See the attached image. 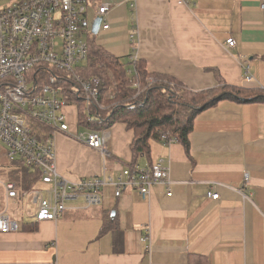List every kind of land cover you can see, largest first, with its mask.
Returning a JSON list of instances; mask_svg holds the SVG:
<instances>
[{
  "label": "crops",
  "instance_id": "crops-1",
  "mask_svg": "<svg viewBox=\"0 0 264 264\" xmlns=\"http://www.w3.org/2000/svg\"><path fill=\"white\" fill-rule=\"evenodd\" d=\"M260 1L136 0L134 20L123 3L111 10L102 44L130 59L134 23L137 57L150 71L168 73L192 90L218 85L208 68L218 69L229 84L264 88ZM70 107L77 111L65 109L70 127L80 131ZM104 132L106 159L66 134L53 136L57 167L66 179L97 176L105 162L116 174L127 168L133 131L116 123ZM190 145L187 155L177 141H152L153 163L163 159L170 166L171 183L155 185L146 198L136 189L117 197L115 187L107 186L100 205L87 206L78 197L56 220L31 219L1 234L0 264H264V103L224 100L203 111ZM147 165L140 158L139 167ZM209 189L220 199L209 198ZM113 218L118 229L101 235L104 220ZM28 224L37 228L23 229Z\"/></svg>",
  "mask_w": 264,
  "mask_h": 264
},
{
  "label": "built area",
  "instance_id": "built-area-1",
  "mask_svg": "<svg viewBox=\"0 0 264 264\" xmlns=\"http://www.w3.org/2000/svg\"><path fill=\"white\" fill-rule=\"evenodd\" d=\"M123 3H129L134 20L136 0H0V145L5 146L10 160H22L32 170L41 171L40 184L23 192L5 170L0 173V235L20 230L26 213L36 223L56 220L67 209V202L78 197H83L87 206L100 205L102 190L107 186L115 187L117 197L125 190L136 189L146 198L155 185H170L171 168L163 159L139 168L136 174L128 168L116 174L105 162L101 174L81 177L76 182L66 179L57 167L53 140L56 133L100 151L105 159L110 156L108 136L100 130L73 132L65 109L77 108L75 101L63 97V87L42 84L35 78L39 70L33 68L41 64L40 71L70 74L68 77L79 85L77 90L85 102L99 104L100 80L84 79L74 71L88 59L85 35L92 33L94 19L100 16V29H110L111 10ZM260 8L264 12V0ZM132 29L134 55L130 60H137L134 23ZM227 43L233 47L235 40L229 38ZM246 79L252 76L246 74ZM42 129H48L51 137L40 138ZM161 141L171 142L165 133ZM245 177L249 178L248 172ZM171 195L168 188L167 196ZM207 196L220 199V193L212 189Z\"/></svg>",
  "mask_w": 264,
  "mask_h": 264
},
{
  "label": "trees",
  "instance_id": "trees-1",
  "mask_svg": "<svg viewBox=\"0 0 264 264\" xmlns=\"http://www.w3.org/2000/svg\"><path fill=\"white\" fill-rule=\"evenodd\" d=\"M86 40L88 59L74 72L84 79L100 80L99 104L88 105L77 90L79 85L70 80V74L66 72L40 71L43 67L39 64L33 68L39 70L35 78L42 84L53 83L63 87V97L75 101L80 129L107 131L116 123H125L134 133L130 145L132 160L127 164L132 174L140 170L139 161L142 157L150 166L153 164L151 143L154 140L161 141L162 133L169 140L180 143L186 154L190 155V135L196 118L221 101L264 103V88L229 84L218 69L208 68L215 72L217 86L192 90L168 73L150 71L144 59L123 60L99 44L92 33L87 34ZM62 77L67 79L63 81ZM150 78L152 82L147 81ZM43 131L42 134L38 133L40 138L51 137L48 129ZM4 170L9 179L17 183L21 192L40 184L41 171L32 170L22 160L9 159ZM115 227L118 229L116 219H106L100 234L114 231ZM36 228L33 224L23 227L26 230Z\"/></svg>",
  "mask_w": 264,
  "mask_h": 264
},
{
  "label": "rangeland",
  "instance_id": "rangeland-1",
  "mask_svg": "<svg viewBox=\"0 0 264 264\" xmlns=\"http://www.w3.org/2000/svg\"><path fill=\"white\" fill-rule=\"evenodd\" d=\"M102 29H100L99 33L96 35V40L98 43H100L102 46H103V41L105 40V37L102 36ZM87 36V34L85 35ZM103 39V40H101ZM104 47V46H103ZM119 57H121L123 60L126 59V57L124 56H120V54H117ZM68 111L71 113L73 112V115L70 116V120H73V118H76L77 117V111L76 109H73L72 107L68 108ZM73 116V118H72ZM69 121V120H68ZM79 127V126H78ZM80 129V127H79ZM82 130V129H80ZM9 160L8 156H7V153H6V149H5V146L4 145H0V173L5 169V166H6V163L7 161ZM2 201V200H1ZM16 212H19V209L16 211ZM33 217L29 214H25L24 217H23V220L24 221H30Z\"/></svg>",
  "mask_w": 264,
  "mask_h": 264
},
{
  "label": "water",
  "instance_id": "water-1",
  "mask_svg": "<svg viewBox=\"0 0 264 264\" xmlns=\"http://www.w3.org/2000/svg\"><path fill=\"white\" fill-rule=\"evenodd\" d=\"M101 22H102V18L100 16L94 19L92 25V34L97 35L99 33Z\"/></svg>",
  "mask_w": 264,
  "mask_h": 264
},
{
  "label": "bare ground",
  "instance_id": "bare-ground-1",
  "mask_svg": "<svg viewBox=\"0 0 264 264\" xmlns=\"http://www.w3.org/2000/svg\"><path fill=\"white\" fill-rule=\"evenodd\" d=\"M85 41L87 42V40H86V36H85ZM15 164V163H14ZM24 164V163H23ZM25 165H26V163H25Z\"/></svg>",
  "mask_w": 264,
  "mask_h": 264
}]
</instances>
